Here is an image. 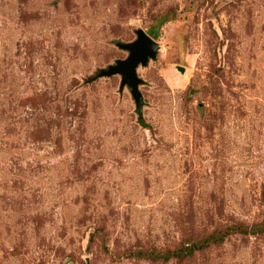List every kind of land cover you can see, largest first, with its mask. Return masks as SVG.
Returning <instances> with one entry per match:
<instances>
[{
	"label": "rangeland",
	"instance_id": "rangeland-1",
	"mask_svg": "<svg viewBox=\"0 0 264 264\" xmlns=\"http://www.w3.org/2000/svg\"><path fill=\"white\" fill-rule=\"evenodd\" d=\"M0 264H264V0H0Z\"/></svg>",
	"mask_w": 264,
	"mask_h": 264
},
{
	"label": "water",
	"instance_id": "water-1",
	"mask_svg": "<svg viewBox=\"0 0 264 264\" xmlns=\"http://www.w3.org/2000/svg\"><path fill=\"white\" fill-rule=\"evenodd\" d=\"M119 48L127 50L128 56L123 60H117L114 65L102 70L98 76H111L119 74L121 76V86L128 84L131 94L137 107L141 103V94L138 90L140 79L136 74V68L145 65L149 58H154L158 49V44L143 30L136 31V39L132 42L117 45Z\"/></svg>",
	"mask_w": 264,
	"mask_h": 264
},
{
	"label": "trees",
	"instance_id": "trees-1",
	"mask_svg": "<svg viewBox=\"0 0 264 264\" xmlns=\"http://www.w3.org/2000/svg\"><path fill=\"white\" fill-rule=\"evenodd\" d=\"M152 34L154 35V33H151V35H152Z\"/></svg>",
	"mask_w": 264,
	"mask_h": 264
}]
</instances>
